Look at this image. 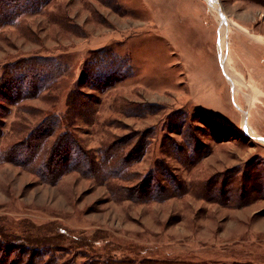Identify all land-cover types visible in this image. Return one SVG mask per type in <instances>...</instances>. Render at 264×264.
<instances>
[{
  "label": "rangeland",
  "instance_id": "obj_1",
  "mask_svg": "<svg viewBox=\"0 0 264 264\" xmlns=\"http://www.w3.org/2000/svg\"><path fill=\"white\" fill-rule=\"evenodd\" d=\"M107 52L127 76L93 90ZM36 57L64 76L3 101L0 153L80 88L73 162L127 164L54 183L0 159V264H264V0H48L0 27V78Z\"/></svg>",
  "mask_w": 264,
  "mask_h": 264
},
{
  "label": "trees",
  "instance_id": "obj_2",
  "mask_svg": "<svg viewBox=\"0 0 264 264\" xmlns=\"http://www.w3.org/2000/svg\"><path fill=\"white\" fill-rule=\"evenodd\" d=\"M47 1L0 0V27L13 21L29 9L35 10L39 8L41 4ZM6 7L9 9L8 11H6ZM36 58H26L4 66L3 75L0 78V105H2L3 101H6L8 104H19L25 100L33 99L46 91L50 85L55 86L56 82L64 76L60 65L62 63L59 61L51 64L52 61L45 57ZM90 65L91 68L84 75L82 82L85 86H89L93 90L104 91L122 79V77L127 76V61L113 55L111 52L92 58ZM124 69L125 71H123ZM122 71L124 74H121ZM87 76H89L88 80ZM80 90L78 88L76 93L70 94V102H68L69 108L67 111L47 113L46 117L49 122L46 124L44 122L41 128L31 129L29 127L30 130H28V127L26 129L22 127L21 129L23 131L15 132V135H18L17 139H19L14 143L7 144L6 148L0 153V159L5 162L15 163L31 171L33 174H38L44 178L51 175L54 183L66 173L78 172V170L89 171L88 174L95 172L102 179L112 175V179L114 180V176L120 175V172L116 171L114 166L117 169L121 167L120 170H122L127 163L124 164L123 160L117 159L119 155L114 159L113 164L111 162L106 163V160L98 164L88 154L86 157L77 154L79 157L78 161L73 162L72 155L73 151L75 152L76 144L72 125L75 118L82 116L84 113V106L77 98L83 96ZM83 101L85 100L83 99ZM55 108L53 106L52 109ZM80 108H82L81 113L77 114ZM22 132H24V135ZM53 136L56 137L51 141ZM9 138L11 137H6V139ZM81 159L86 164L85 168H82L83 163L80 161ZM110 172L112 173L109 174ZM242 180L244 181V178ZM157 183V186H160L158 181ZM248 183L252 184V187L258 186L260 188L261 185L264 186V183H260L258 178L255 177L250 178ZM147 186L149 185L145 187ZM109 188L110 192L118 197L128 199L132 196L130 193L132 188ZM240 188L242 189V187Z\"/></svg>",
  "mask_w": 264,
  "mask_h": 264
},
{
  "label": "bare ground",
  "instance_id": "obj_3",
  "mask_svg": "<svg viewBox=\"0 0 264 264\" xmlns=\"http://www.w3.org/2000/svg\"><path fill=\"white\" fill-rule=\"evenodd\" d=\"M228 73V72H227ZM243 73H245V72H243ZM229 76L231 77V82H233L234 84H236V81H237V78L233 75V73H231L230 71H229ZM238 81H239V79H238ZM236 86V85H235Z\"/></svg>",
  "mask_w": 264,
  "mask_h": 264
}]
</instances>
